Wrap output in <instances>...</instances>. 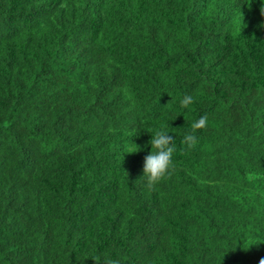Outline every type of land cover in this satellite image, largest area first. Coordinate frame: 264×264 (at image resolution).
I'll return each mask as SVG.
<instances>
[{
  "label": "trees",
  "instance_id": "trees-1",
  "mask_svg": "<svg viewBox=\"0 0 264 264\" xmlns=\"http://www.w3.org/2000/svg\"><path fill=\"white\" fill-rule=\"evenodd\" d=\"M262 7L0 0V264H260ZM159 130L175 169L149 189Z\"/></svg>",
  "mask_w": 264,
  "mask_h": 264
},
{
  "label": "clouds",
  "instance_id": "clouds-1",
  "mask_svg": "<svg viewBox=\"0 0 264 264\" xmlns=\"http://www.w3.org/2000/svg\"><path fill=\"white\" fill-rule=\"evenodd\" d=\"M261 15H264V7L260 9ZM194 102L192 95H186L181 100L180 104L183 108H188ZM208 125L207 115L201 116L197 121L191 125L192 131L183 138V143L187 144L189 148L195 147L198 137L196 133L204 130ZM151 145V152L145 157L143 166V176L146 180L147 187L154 189L158 184L170 178L175 169L173 163V153L175 151L174 138L165 130L156 131L149 141ZM141 151L139 146L133 144L128 154H133ZM95 264H100V258H93ZM103 264H119V261L105 258ZM260 264H264V258L260 260Z\"/></svg>",
  "mask_w": 264,
  "mask_h": 264
}]
</instances>
